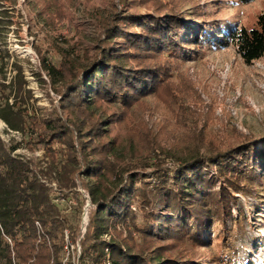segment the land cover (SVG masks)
Listing matches in <instances>:
<instances>
[{
  "label": "trees",
  "instance_id": "trees-1",
  "mask_svg": "<svg viewBox=\"0 0 264 264\" xmlns=\"http://www.w3.org/2000/svg\"><path fill=\"white\" fill-rule=\"evenodd\" d=\"M38 1L52 24L64 21L63 0ZM137 6L145 12L129 10ZM8 14L0 9V38L11 22ZM91 16L93 50L55 45L56 63L36 47L34 74L51 107L37 104L18 61L8 79L0 49V118L23 136L8 146L0 134V264H64L66 228L71 243L80 241L81 254L65 264H209L174 250L187 243L209 247L214 225L223 228L233 218L236 194L252 193L256 182L264 186V137L249 133L226 149L206 139L202 113L189 103L201 94L182 65L203 56L209 44L234 45L246 63L264 58V10L255 24L230 29L210 21L201 0H116ZM149 98L188 128L189 141L167 130L159 140L148 122L133 117L131 109H148ZM113 103L119 112L109 108ZM122 123L126 142L109 139ZM24 145L45 150L46 165L14 154ZM170 145L188 153L175 154ZM148 168L151 188L140 177ZM53 182L65 197L77 194L79 185L89 193L93 207L85 233L61 215ZM155 203L170 212L150 209Z\"/></svg>",
  "mask_w": 264,
  "mask_h": 264
},
{
  "label": "rangeland",
  "instance_id": "rangeland-1",
  "mask_svg": "<svg viewBox=\"0 0 264 264\" xmlns=\"http://www.w3.org/2000/svg\"><path fill=\"white\" fill-rule=\"evenodd\" d=\"M114 1L116 0H63L66 18L62 22L57 20L54 25L48 20V9L38 0H4V8L0 9L8 11L9 17L6 19L11 22L6 25L3 37L0 38V49L5 55L3 61L6 62L5 72L8 79L16 73L13 63L18 61L23 65L37 104L51 107L34 74L38 67L36 47L39 46L45 53H49V57L56 63L60 60V55L55 45L75 47L76 50H82L86 46L93 50L97 27L91 13L97 9H109ZM201 5L206 6L210 21L226 29L241 24L251 26L255 24L257 15L264 10V0L249 3L239 0H201ZM186 8L190 10V4ZM129 10L144 13L146 9L137 6ZM182 68L196 82L201 94L200 99L191 100L189 103L202 113L200 125L205 127L206 139L216 147L226 149L239 144L249 133L264 137V58L246 63L234 45L224 47L209 44L203 56L195 54L192 60L183 63ZM50 92L58 98L52 90ZM147 103L148 109L135 105L131 109L133 117L148 122L159 140L163 141V130L183 141L188 140V128L177 124L163 104L155 98H149ZM108 106L113 111L119 112L121 109L118 103ZM99 113L106 116L103 109ZM0 134L8 146L23 140V136L10 130L1 118ZM115 138L122 143L126 142L128 127L125 123L119 124L109 135V139ZM170 147L175 154L188 153L182 145ZM14 154L36 162L41 161L42 165H46L43 149L30 150L24 145L14 151ZM60 159L63 157L60 156ZM168 159L171 165L173 157L169 156ZM140 177L149 184V188L153 186L152 168L141 170ZM51 186L53 201L61 215L73 224H79L82 233H85L88 224L85 227L82 217L85 207L91 203L89 193L79 185L77 194L72 193L65 197L57 190L55 182ZM254 186L252 193L236 194L238 201L233 205V218H226L223 228L214 225L215 237L209 247H193L187 243L174 250V253L201 262L207 261L209 264H264V186L258 182ZM88 207L90 212L93 204ZM150 209L170 212L165 203H155ZM143 221L140 217V224ZM65 231L66 236L70 230L66 228ZM112 234L114 233L105 235L106 239L110 240ZM65 236L64 240L69 249L65 248L64 264L69 258L77 260L78 247L81 251L80 241L71 243L69 238L67 242Z\"/></svg>",
  "mask_w": 264,
  "mask_h": 264
},
{
  "label": "built area",
  "instance_id": "built-area-1",
  "mask_svg": "<svg viewBox=\"0 0 264 264\" xmlns=\"http://www.w3.org/2000/svg\"><path fill=\"white\" fill-rule=\"evenodd\" d=\"M88 206H91V203H88V205L85 207V210H84V213H83V217H82V222H83V224L85 225V227H86V225L88 224V214H89V208L90 207H88ZM66 232V231H65ZM65 237H67V242H68V240H69V234L68 233H66V236ZM71 245V244H70ZM65 248L68 250L69 249V245H68V243L65 245ZM78 251H79V253H78V257L80 256V254H81V251H80V247H78Z\"/></svg>",
  "mask_w": 264,
  "mask_h": 264
}]
</instances>
